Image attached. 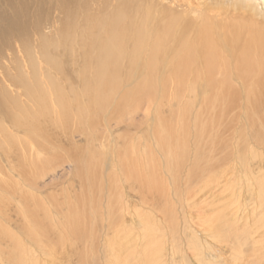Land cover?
I'll return each mask as SVG.
<instances>
[{"label":"rangeland","instance_id":"rangeland-1","mask_svg":"<svg viewBox=\"0 0 264 264\" xmlns=\"http://www.w3.org/2000/svg\"><path fill=\"white\" fill-rule=\"evenodd\" d=\"M117 1L139 16L155 2L175 8L196 40L203 18L207 36L233 39L227 50L257 30L208 0H108ZM67 10L62 0H0V264H264V84L242 82L235 96L225 85L227 98L192 101L166 86L120 106L119 90L105 83L94 87L113 89L102 108L86 100L81 112L66 93L41 105L16 95L25 91L9 80L18 69L30 78L26 54L40 62L46 37L61 41ZM66 51H52L63 73L40 62L62 87L73 84L65 73L76 75ZM215 62L216 77L227 65L220 55ZM5 90L15 107L4 104Z\"/></svg>","mask_w":264,"mask_h":264},{"label":"bare ground","instance_id":"bare-ground-1","mask_svg":"<svg viewBox=\"0 0 264 264\" xmlns=\"http://www.w3.org/2000/svg\"><path fill=\"white\" fill-rule=\"evenodd\" d=\"M62 2L68 10L65 15L66 21L63 20L61 24L63 27L56 31L60 34L61 41L52 42L49 37H46L48 42L40 43L37 51L39 57H37L40 62L43 61L45 66L58 73H63V67L52 51L55 48L60 49L61 46L66 47L68 51L65 53L69 54L72 72L76 75L72 79L66 73L65 75L73 84L69 87L65 85L62 87L54 72L46 70L34 56L26 54L30 69L29 77L32 80L19 69L16 71V77L9 80L15 89L20 87L25 91L19 93L15 90L14 93L18 96H23L41 105L47 97H53L55 102L61 103L66 93L71 99V104L77 103L78 110L76 111L79 112L82 111L79 104L86 100L102 108L104 102L100 100L110 98L113 94V85L119 90L120 96H117V100L121 106L127 95L145 94L154 88H161L163 92L166 86L176 87V89L177 87L184 88L178 91V95L185 92L187 99L192 101L203 100L206 97L224 96L227 98L225 96L228 91L227 87L234 89V86L238 85L245 88L242 82L250 85L264 84L260 83L261 77L264 81V0H208L210 4L221 8L222 13L227 15L231 13L234 15L228 8L238 13L242 12L232 17L233 20L245 23L243 25L245 30L253 32L255 28L257 29L244 45L232 42L235 45L228 49L231 53L228 57L225 56L229 53L227 46L233 39L226 38L222 33L218 34V39L207 36L213 28L211 22H205L203 18L197 27V31H201L199 39H194L192 26L188 25L190 20L180 18L182 12L166 4L160 5L155 2L150 5L152 9L146 7L148 10H145L144 16L141 9L142 16H139L137 10L133 12L127 6L121 7L120 1L110 4L108 0H104L102 5L99 0H62ZM97 3H99L97 11L88 9L89 6ZM136 8L140 9L139 6ZM69 11L71 13H67ZM138 18H141V21ZM74 33L78 36H73ZM238 46H242L240 55L236 52ZM246 48H250V51L254 48L256 58L252 57L250 51L244 52ZM244 53L246 55H243ZM217 55L221 57V66L227 65V67L223 70L225 75L218 74L215 77L211 73L217 68L215 62ZM207 70H212L208 79L204 77ZM229 71L231 75L225 73ZM242 72H246L244 75L249 77L242 76ZM216 82L217 85H215ZM105 83L112 86L103 93L107 96L94 88H102ZM73 85H79L81 88L72 89ZM225 85L227 87L222 88ZM233 89L231 92L234 91ZM238 92L239 90L237 92L235 90L229 95L235 96ZM240 92L246 94L244 91L240 90ZM10 94L11 92L5 90L1 93V98L7 107L9 103L15 107L16 99ZM180 95L184 96V94ZM98 97L102 98L98 99ZM71 104L69 107H72ZM16 109L20 111L21 107ZM62 110H66L63 105ZM97 112L100 111L97 110ZM11 116L14 123L22 121L21 115L12 114ZM37 221L34 220L36 225H38ZM31 238L33 237L29 238L30 244H37L34 242L36 239ZM10 261L13 259L7 263ZM13 263L23 264L18 260ZM13 263L10 262V264ZM29 263L35 264L31 261Z\"/></svg>","mask_w":264,"mask_h":264}]
</instances>
